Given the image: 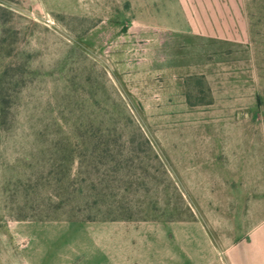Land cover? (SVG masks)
Wrapping results in <instances>:
<instances>
[{
	"label": "rangeland",
	"instance_id": "rangeland-1",
	"mask_svg": "<svg viewBox=\"0 0 264 264\" xmlns=\"http://www.w3.org/2000/svg\"><path fill=\"white\" fill-rule=\"evenodd\" d=\"M204 1L207 34L167 0H0V264H186L264 219V0Z\"/></svg>",
	"mask_w": 264,
	"mask_h": 264
},
{
	"label": "crops",
	"instance_id": "crops-1",
	"mask_svg": "<svg viewBox=\"0 0 264 264\" xmlns=\"http://www.w3.org/2000/svg\"><path fill=\"white\" fill-rule=\"evenodd\" d=\"M167 1L166 5L169 12L178 14L174 18L191 20L187 27L192 32L205 34L209 32L205 28H201L202 30L196 28L197 24L192 23L195 20L208 19L209 16L205 10L208 3L206 4L204 0H192V3L188 2L190 4L187 3V0ZM207 245L211 249L207 255L201 253L195 255L189 254L186 260L192 263L186 262V264H195L198 261L201 264H264V219L253 226L246 237L235 242L222 252L216 250L211 239L208 240ZM127 258L122 253H115L114 251L108 253V260L112 262L110 264H131ZM182 258L179 254L172 252L156 257L153 264H169V262L171 264H181L185 260Z\"/></svg>",
	"mask_w": 264,
	"mask_h": 264
},
{
	"label": "trees",
	"instance_id": "trees-1",
	"mask_svg": "<svg viewBox=\"0 0 264 264\" xmlns=\"http://www.w3.org/2000/svg\"><path fill=\"white\" fill-rule=\"evenodd\" d=\"M3 21H4V9L2 7H0V24L3 25ZM1 43V41H0Z\"/></svg>",
	"mask_w": 264,
	"mask_h": 264
}]
</instances>
